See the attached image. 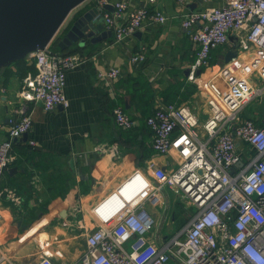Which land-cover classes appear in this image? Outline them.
I'll use <instances>...</instances> for the list:
<instances>
[{
    "label": "built area",
    "instance_id": "2783aa9c",
    "mask_svg": "<svg viewBox=\"0 0 264 264\" xmlns=\"http://www.w3.org/2000/svg\"><path fill=\"white\" fill-rule=\"evenodd\" d=\"M92 1L97 8L107 5V0ZM112 7V12L101 15L115 42L168 19L146 7L126 14L125 0ZM180 21L187 30L198 24L190 34L197 46L190 79L230 35H236L238 50L250 56L225 63L219 74L223 88L209 83V112L201 125L184 104H163L145 118L152 149L161 155L174 151L177 166L170 172L151 166V178L131 175L116 189L115 200L92 209V225L83 228L84 251L73 264H264V116H259L260 123L241 116L248 105L264 98V0H225L220 7L188 12ZM50 44L29 55L36 72L23 78L18 92L22 102L39 103L45 111L69 106L66 75L84 63L79 55L53 51ZM144 51L141 47L130 61H143ZM118 75L116 68L97 72L109 80ZM112 115L121 129L135 126L120 106ZM31 126L29 114L10 120L7 137L0 142V177L15 159L14 141ZM96 149L111 155L119 152L115 144H99ZM165 187L184 198L193 211L185 225L158 241L153 234L156 220L145 205L157 203V193ZM33 264L54 263L42 256Z\"/></svg>",
    "mask_w": 264,
    "mask_h": 264
},
{
    "label": "crops",
    "instance_id": "0c3cea01",
    "mask_svg": "<svg viewBox=\"0 0 264 264\" xmlns=\"http://www.w3.org/2000/svg\"><path fill=\"white\" fill-rule=\"evenodd\" d=\"M117 1L107 0L102 8L92 0L83 2L68 15L67 29L50 42L53 51L76 54L84 61L66 75L67 108L45 111L41 104L24 103L19 98L23 78L36 72L29 55L0 67V142L7 137L10 120L26 114L32 120L26 136L14 141L15 159L0 177V264H33L42 256L50 257L54 264L77 262L85 248L83 228L93 222L92 209L115 200L116 189L131 175L151 178V166L165 172L177 166L174 151L161 155L152 149L145 118L156 107L176 103L189 106L201 125L209 112V83L223 88L219 74L227 53L235 51L241 61L250 56L248 51L238 50L236 35H230L226 44L211 50L209 64L197 69L194 79L189 78L197 52L190 34L198 24L187 30L181 26V17L220 7L225 0H186L184 4L177 0H125L126 14L146 7L161 11L168 19L121 42L114 41L104 22V32L111 35L97 44L87 38L70 45L63 42L76 14L92 7L101 14L112 12ZM141 47L144 60L132 63V54ZM108 68L119 70L116 79L97 76ZM115 106L134 119L133 128L124 130L116 125ZM241 116L260 123L264 98L248 105ZM99 144H115L118 155L99 152ZM162 191L157 193V203L145 205L171 211L172 223H167L166 230L161 226L167 214L160 221L155 219L158 227L153 234L158 241L169 237L170 230L174 234L185 217Z\"/></svg>",
    "mask_w": 264,
    "mask_h": 264
},
{
    "label": "water",
    "instance_id": "95a60500",
    "mask_svg": "<svg viewBox=\"0 0 264 264\" xmlns=\"http://www.w3.org/2000/svg\"><path fill=\"white\" fill-rule=\"evenodd\" d=\"M85 1L0 0V67L44 49L70 12ZM103 28L101 13L92 7L72 18L63 42L70 45L76 41L84 42L87 38L91 44H97L106 35H111L109 31L104 32ZM59 46L65 48L61 44ZM235 56V51H229L225 62Z\"/></svg>",
    "mask_w": 264,
    "mask_h": 264
},
{
    "label": "rangeland",
    "instance_id": "374dc122",
    "mask_svg": "<svg viewBox=\"0 0 264 264\" xmlns=\"http://www.w3.org/2000/svg\"><path fill=\"white\" fill-rule=\"evenodd\" d=\"M68 21L69 20H66L64 23H63V25L61 26V28L59 29V31L57 32V34H56V36L55 37H57L59 34H61V32H63L64 30H66L67 29V25H68ZM55 37L52 39V41L53 40H55ZM54 42V41H53ZM52 42V43H53ZM50 48H52V47H50ZM165 190L164 191H162L163 192V194H164V196L165 197H167V195H168V197L170 198V199H173V203H174V205H175V208L177 209V212L179 211L180 213L182 212V211H184L185 212V217H184V220L181 222V225L183 226V225H185V223L187 222V220H188V214H190L192 211H193V206L191 205V204H189L184 198H182V197H180V198H182V199H180V198H175V194L173 193V191L172 190H170L169 188H167V187H165L164 188ZM147 210L149 211V213H151L153 216H154V218L156 219V220H159L160 218H162L163 217V214L164 213H166L167 214V216L165 215V218H164V220H166L165 222H163V224H162V228L163 229H165L166 230V228H167V223H172L171 222V211L169 210V209H166L165 208V210L163 211V209H162V206H159V205H157V206H152V205H150V204H148L147 205ZM178 214V213H177ZM160 221V220H159ZM181 226V227H182ZM157 227H158V225L156 226V224L154 225V227H153V229H157ZM171 234H172V230H170L169 231V233H168V236H171Z\"/></svg>",
    "mask_w": 264,
    "mask_h": 264
},
{
    "label": "trees",
    "instance_id": "16d2710c",
    "mask_svg": "<svg viewBox=\"0 0 264 264\" xmlns=\"http://www.w3.org/2000/svg\"><path fill=\"white\" fill-rule=\"evenodd\" d=\"M50 45L53 46V43H51ZM66 53H68V52H66ZM69 54H72V53H69Z\"/></svg>",
    "mask_w": 264,
    "mask_h": 264
}]
</instances>
